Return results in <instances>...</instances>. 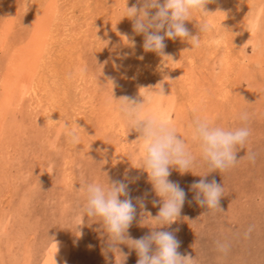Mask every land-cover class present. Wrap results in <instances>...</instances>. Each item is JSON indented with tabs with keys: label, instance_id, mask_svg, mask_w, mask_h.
I'll return each instance as SVG.
<instances>
[{
	"label": "rangeland",
	"instance_id": "374dc122",
	"mask_svg": "<svg viewBox=\"0 0 264 264\" xmlns=\"http://www.w3.org/2000/svg\"><path fill=\"white\" fill-rule=\"evenodd\" d=\"M133 5L140 6L0 0V264H137L133 248L107 250L100 222L83 218L81 188L123 180L137 208L129 237L152 230L147 214H158L153 201L160 198L139 168V133L120 115L118 99L142 102L139 91L161 82L167 96L146 107L171 121L194 164L184 174L170 167L185 202L174 223L156 230L172 232L194 264H264V0H212L209 13L193 11L185 22L193 35L204 21L212 25L199 47L166 39L163 55L146 52L143 34L124 17ZM34 53V75L18 105L17 82ZM197 116L250 130L234 167L208 174L191 138ZM72 131L78 143L69 142ZM202 178L223 187L221 210L207 212L195 201L191 185ZM217 241L228 250L219 251Z\"/></svg>",
	"mask_w": 264,
	"mask_h": 264
},
{
	"label": "clouds",
	"instance_id": "9594fccd",
	"mask_svg": "<svg viewBox=\"0 0 264 264\" xmlns=\"http://www.w3.org/2000/svg\"><path fill=\"white\" fill-rule=\"evenodd\" d=\"M209 2L212 0H138L140 6L126 7L127 14L124 17L132 20L137 34H143L146 52L163 55L166 39H180L192 47H199L201 34L210 31L212 25L204 21L199 25V34L193 35L185 22L189 21L193 11L209 13L205 10ZM124 39L127 40V37ZM111 84L113 87L114 84ZM151 88L153 91L150 92L139 91L142 102L129 96L118 99L121 101L118 111L128 122L129 128L139 133L135 141L142 153L139 168L147 172L155 194L160 198L159 202L153 201L154 204H161L158 214L154 217L147 214L155 226L141 238L129 237L128 229L136 217L137 208L129 196V186L123 180H113L106 186L96 182L85 183L81 188L84 194L83 218L87 216L100 222L107 234V250L121 255V244L133 248L138 256L137 264H194L193 258L178 252L179 241L172 232L156 230L174 223L185 202V191L178 183L169 180L170 167L174 166L181 174L191 172L194 158L171 121L146 107L154 99L167 96L163 82ZM240 119L247 121L248 113H241ZM249 135L247 127L228 130L214 126L206 117L197 116L191 125V138L198 145L201 157L208 166V174L217 170L225 172L234 167L241 159H237V152L243 148ZM68 139L70 143L79 141L75 131L68 133ZM191 188L195 191V201L205 207L207 212L220 209L219 201L224 190L214 179L209 182L202 178L194 182ZM135 199L144 207L140 197ZM217 249L226 252L228 245L217 241Z\"/></svg>",
	"mask_w": 264,
	"mask_h": 264
},
{
	"label": "bare ground",
	"instance_id": "6f19581e",
	"mask_svg": "<svg viewBox=\"0 0 264 264\" xmlns=\"http://www.w3.org/2000/svg\"><path fill=\"white\" fill-rule=\"evenodd\" d=\"M49 35V34H48ZM39 41V40H38ZM4 47V46H3ZM36 55V53H34L33 54V56L30 58V59H28V61L25 63V65H24V67H23V73H22V75H21V78H19V81L17 82V90H18V93H19V95H18V105H20L21 104V102H22V100H23V98L25 97V94H26V91H27V88H29L28 86H29V83L31 82L30 80H31V77H32V75H34L33 73H34V64H35V60H37L36 59V57L37 56H35ZM18 75V74H17ZM14 76V75H13ZM19 76V75H18ZM12 78V77H11ZM13 78H16V76L15 77H13ZM11 80V79H10ZM12 82H16V81H12ZM6 83V82H5ZM11 83V82H10ZM7 84V83H6ZM16 84V83H15ZM14 84V85H15ZM13 85V84H12ZM36 86V85H35ZM7 87H9V86H7ZM6 88V87H5ZM4 89V88H3ZM3 89H2V91H3ZM10 89V88H9ZM11 89H13L12 91H14L15 89H14V87L12 88L11 87ZM10 89V90H11ZM7 91H8V89H7ZM10 92V91H9ZM8 92V94H11L12 92H10L9 93ZM7 94V95H8ZM33 94V93H32ZM27 96V95H26ZM33 97V96H32ZM26 98V97H25ZM16 100H17V98H16ZM18 107V106H17ZM3 112V111H2ZM4 113H6L5 112V110H4ZM2 114V116H0V130H1V128H2V126H3V122L5 121V114ZM50 119V118H49ZM51 121V120H50ZM19 126V125H18ZM3 130V129H2ZM24 249V248H23Z\"/></svg>",
	"mask_w": 264,
	"mask_h": 264
}]
</instances>
